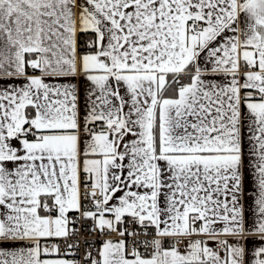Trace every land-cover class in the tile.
<instances>
[{
  "label": "snow or ice",
  "instance_id": "obj_1",
  "mask_svg": "<svg viewBox=\"0 0 264 264\" xmlns=\"http://www.w3.org/2000/svg\"><path fill=\"white\" fill-rule=\"evenodd\" d=\"M0 264H264V0H0Z\"/></svg>",
  "mask_w": 264,
  "mask_h": 264
}]
</instances>
